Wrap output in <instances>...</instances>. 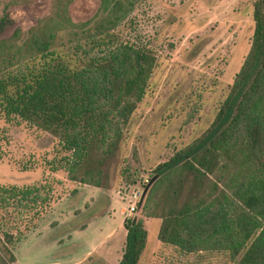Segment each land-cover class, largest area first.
<instances>
[{"label": "trees", "instance_id": "16d2710c", "mask_svg": "<svg viewBox=\"0 0 264 264\" xmlns=\"http://www.w3.org/2000/svg\"><path fill=\"white\" fill-rule=\"evenodd\" d=\"M18 1L0 11V117L51 134L69 153L61 162L69 180L105 187V166L157 64L139 36L136 10L146 0H95L84 18L73 15L75 0H50L49 13L26 27L11 12ZM250 7L249 45L218 111L154 165L140 205L161 219L159 241L178 256L197 255L194 262L206 253L223 256L221 264H264V0ZM9 141L0 127V160ZM52 199L43 182L0 185V264H16L13 248ZM123 226L118 264H136L146 225L137 217Z\"/></svg>", "mask_w": 264, "mask_h": 264}, {"label": "rangeland", "instance_id": "374dc122", "mask_svg": "<svg viewBox=\"0 0 264 264\" xmlns=\"http://www.w3.org/2000/svg\"><path fill=\"white\" fill-rule=\"evenodd\" d=\"M6 1L0 0V11ZM251 1L146 0L136 10L140 40L153 47L157 64L118 153L105 166V187L69 180L61 166L69 153L57 138L0 117L10 136L0 160V185L43 182L55 199L13 248L16 264H118L123 222L137 217L143 218L147 236L136 264L222 263L219 254L202 253L201 262H194L197 255L178 256L158 239L161 219L144 215L140 205L157 177L154 165L200 135L218 111L249 45ZM95 6V0H75L71 10L84 18ZM50 10V0L11 7L24 27Z\"/></svg>", "mask_w": 264, "mask_h": 264}, {"label": "built area", "instance_id": "2783aa9c", "mask_svg": "<svg viewBox=\"0 0 264 264\" xmlns=\"http://www.w3.org/2000/svg\"><path fill=\"white\" fill-rule=\"evenodd\" d=\"M139 201H140V200H139ZM139 201H138V204H139ZM138 204H137V205H138ZM134 208H135L134 205H132V206H131V209H134Z\"/></svg>", "mask_w": 264, "mask_h": 264}, {"label": "water", "instance_id": "95a60500", "mask_svg": "<svg viewBox=\"0 0 264 264\" xmlns=\"http://www.w3.org/2000/svg\"><path fill=\"white\" fill-rule=\"evenodd\" d=\"M138 205H140V204H138Z\"/></svg>", "mask_w": 264, "mask_h": 264}]
</instances>
